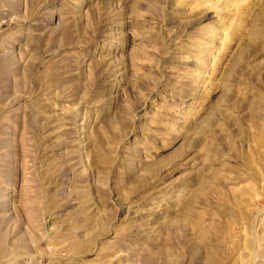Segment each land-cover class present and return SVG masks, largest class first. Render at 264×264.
Wrapping results in <instances>:
<instances>
[{
    "label": "rangeland",
    "instance_id": "1",
    "mask_svg": "<svg viewBox=\"0 0 264 264\" xmlns=\"http://www.w3.org/2000/svg\"><path fill=\"white\" fill-rule=\"evenodd\" d=\"M0 264H264V0H0Z\"/></svg>",
    "mask_w": 264,
    "mask_h": 264
}]
</instances>
